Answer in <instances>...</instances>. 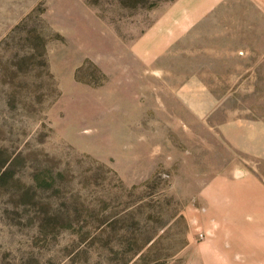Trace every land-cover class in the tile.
<instances>
[{"label": "rangeland", "instance_id": "374dc122", "mask_svg": "<svg viewBox=\"0 0 264 264\" xmlns=\"http://www.w3.org/2000/svg\"><path fill=\"white\" fill-rule=\"evenodd\" d=\"M177 1L0 0V264H264V0Z\"/></svg>", "mask_w": 264, "mask_h": 264}, {"label": "crops", "instance_id": "0c3cea01", "mask_svg": "<svg viewBox=\"0 0 264 264\" xmlns=\"http://www.w3.org/2000/svg\"><path fill=\"white\" fill-rule=\"evenodd\" d=\"M194 0H178L177 5H175L172 9H170L169 13L167 14V19H171L172 24H167L166 25V30H173V27L176 28L177 25L176 23H181L184 22L190 14H192L195 10V8H198L202 3H204L205 0H197L193 2ZM195 4V5H194ZM194 5V7H192ZM173 16V18H172ZM165 22V21H164ZM173 25V26H172ZM167 34L164 35L167 36ZM248 57H250V54H247ZM254 60L256 58L257 61H260V59H257L256 54H253ZM251 56V58H252ZM258 127L256 128L258 131H260L262 134H264V122L258 123ZM256 138L260 137L258 135H254ZM260 150H263L264 152V135L262 136V140L260 142Z\"/></svg>", "mask_w": 264, "mask_h": 264}]
</instances>
